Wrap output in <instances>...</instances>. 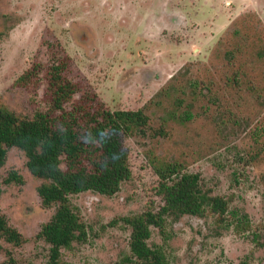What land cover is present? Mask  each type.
<instances>
[{"label": "rangeland", "instance_id": "rangeland-1", "mask_svg": "<svg viewBox=\"0 0 264 264\" xmlns=\"http://www.w3.org/2000/svg\"><path fill=\"white\" fill-rule=\"evenodd\" d=\"M125 12L151 25L122 27ZM59 54L81 93L147 115V125L124 138L132 175L121 189L72 195L88 230L63 248V259L113 264L128 254L131 227L121 218L163 204L158 169L170 163L200 172L206 189L262 228L264 0H0V105L23 116L48 109V70ZM36 63L37 79L18 83ZM27 161L11 147L0 167V212L21 233L16 243L0 238V261L11 252L47 264L50 245L39 232L57 206L43 202L44 179ZM152 229L150 243L164 244L171 264H264V231L258 241L210 213L171 217L164 233Z\"/></svg>", "mask_w": 264, "mask_h": 264}, {"label": "trees", "instance_id": "trees-1", "mask_svg": "<svg viewBox=\"0 0 264 264\" xmlns=\"http://www.w3.org/2000/svg\"><path fill=\"white\" fill-rule=\"evenodd\" d=\"M58 56L48 70L51 98L48 109L23 116L0 105V167L6 162L9 148L17 147L25 152L29 170L44 179L38 188L43 202L57 206L39 232L50 245L47 264H74L63 259L62 250L85 238L88 225L71 197L90 190L112 196L121 189L132 175L124 138L145 127L147 115L143 110L108 108L95 92L81 93V85L66 74L68 56ZM40 69L41 64L32 65L17 82L24 86L33 83ZM234 80L239 81L238 74ZM78 93H81L79 99ZM158 174L163 204L158 209L121 218L131 227L129 253L113 264H171L164 244L150 243L152 228L164 233L169 218L185 214L216 215L219 221L234 225L238 232H254L260 241L264 224L255 229L248 214L231 208L230 199L204 187L200 172L170 163L159 168ZM2 237L16 243L20 242L21 233L0 212ZM0 264L33 263L20 262L8 252Z\"/></svg>", "mask_w": 264, "mask_h": 264}, {"label": "flooded vegetation", "instance_id": "flooded-vegetation-1", "mask_svg": "<svg viewBox=\"0 0 264 264\" xmlns=\"http://www.w3.org/2000/svg\"><path fill=\"white\" fill-rule=\"evenodd\" d=\"M120 17H123V19H120V24H121L120 26H122V27H128V28H132V27L138 28V27H141L142 29H145L146 30V28L151 25V24L144 23V22H146L147 19L145 21H143V20L141 21V16L140 15H139V17L137 15V18L132 19L131 16H129L128 13L125 12ZM171 18H173V16H171ZM156 19H157V17L154 18V21L155 22H156ZM173 20H175V18H173ZM111 22H113V21L111 20Z\"/></svg>", "mask_w": 264, "mask_h": 264}]
</instances>
